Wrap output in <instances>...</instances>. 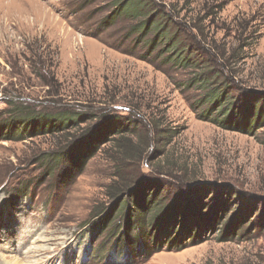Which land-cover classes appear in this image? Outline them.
Returning a JSON list of instances; mask_svg holds the SVG:
<instances>
[{
	"label": "rangeland",
	"instance_id": "374dc122",
	"mask_svg": "<svg viewBox=\"0 0 264 264\" xmlns=\"http://www.w3.org/2000/svg\"><path fill=\"white\" fill-rule=\"evenodd\" d=\"M150 1L161 23L173 21L167 35L175 31L177 42L202 50L196 54H212L237 97L264 94V0ZM122 4L0 0V122L13 119L14 107L76 110L101 115L92 127L114 115L136 119L145 134L158 123L170 140L151 141L133 166L115 161L118 150L109 144L91 153L86 142L70 165L45 158L67 143L69 131L6 137V126L0 264H264V124L244 133L218 125V111L204 117L207 89L195 69L174 62L172 49L162 51L167 37L144 32L146 16L119 13ZM81 152L90 153L81 159ZM137 168L150 189L161 180L168 201L178 197L194 212L208 211L210 224L201 220L199 231L173 243L167 235L155 241L154 232L144 253L111 249L136 206L129 200L120 207L107 191L116 172L135 177ZM106 212L107 225L100 224Z\"/></svg>",
	"mask_w": 264,
	"mask_h": 264
},
{
	"label": "trees",
	"instance_id": "16d2710c",
	"mask_svg": "<svg viewBox=\"0 0 264 264\" xmlns=\"http://www.w3.org/2000/svg\"><path fill=\"white\" fill-rule=\"evenodd\" d=\"M142 1L144 4L141 3ZM130 3L132 6H127ZM152 8H154V4L150 0H124V4L119 8V13L123 12L127 16H146L147 20H142L140 23L143 31L148 32L155 28L158 35H161L158 37H167L162 51L166 52L172 49L171 55H173L172 59L174 62H178L177 64H180L181 67L195 69V75H197L195 78L196 81H200V85L205 90L207 89L202 99L208 105L202 110L204 117H209L211 113L218 111L217 115L219 117L214 118L218 125L225 129L237 130L244 133L252 132L257 127L263 125L264 94L259 92H246L242 97H237L235 95L236 92H234L235 90L229 85L230 80L227 79V76L221 74L220 69L214 67L212 54H210V57L208 54L205 57L196 54L199 51L202 53V50H199L200 48L197 47L186 46L188 42L185 40L183 42H177L178 36L175 31L173 34L167 35L168 25H171L173 21L169 17L161 23L159 21L161 11L159 12L155 8L153 11H150ZM164 17L165 14H163L162 18ZM194 49L197 52H194ZM13 112H15V116L12 117L13 119H2L0 122L2 125L0 131L3 132L6 126L9 127L4 133L6 137L10 135L12 137L14 135L22 138L34 134L65 133L69 131L67 132L69 133L67 143L59 148V151L49 154L51 155L50 157L49 155L46 156L47 162L53 161L57 163V161L65 159L72 165L74 162H71L70 156L78 153V149L88 142L92 143L90 147L91 153L97 151L100 145L109 144L111 148L118 150L114 158L115 161H119L121 166L122 163L123 166L129 164L133 166V162L137 163L140 161L142 152L151 141L156 140L158 141V145L162 146L166 141V143L170 141L169 138H166L168 133L163 131L158 123L151 125L149 133L147 132L145 134L138 130L140 122L132 117L123 118L114 115L108 117L109 122H107V119H104L103 121L96 122V126L92 127L93 120L100 119L101 116L94 112L62 109L52 113L30 106H22L21 108L14 107ZM13 122H16V124ZM82 124H86V128L82 129L80 126ZM82 130L84 131L82 132ZM133 143H136V147L132 145ZM90 152L86 154L81 152L80 158L83 159ZM118 153L120 157H118ZM82 162H76V164L80 165ZM121 166L118 167L117 171L122 169ZM46 168L50 170L48 166ZM113 181V187L110 188V192L109 190L107 191L108 196L115 197L116 201L120 203V207L126 203L128 204L129 200L131 202L130 204L136 206H129V208L131 207V217L128 216L127 220L124 221L129 223L126 225V231L119 233L117 231L120 228L119 224L110 232L113 235L119 233L118 238L113 241V245L111 246V249L114 251H118L120 248L119 253H124L129 248L130 250H140L144 253L146 252V248L142 246L145 245L148 239L152 240V234L154 232L155 241L167 235L166 239L172 242L173 239H180L179 235H190L191 231H193V234L195 231H199L196 227L200 228L198 225L202 224L201 220L205 221L203 225L210 224L209 219L204 218L208 211L202 210V215L201 213L194 212L195 207L193 208L191 204L185 205L178 197H169L168 201L166 192H163L166 189L160 186L161 180L154 181L158 182V184L155 183V187H159V190H156V188L150 189V184H146L151 182V180L143 179L138 168L135 177L134 175L126 177L122 173L119 174L116 172V179ZM193 201H195V198ZM136 210L139 211L137 212L138 214H136ZM149 212L152 213L150 218L149 216L146 217ZM106 213L104 215L102 214L103 218L101 216L99 219L100 224H106L105 221L108 217V213ZM132 230L134 232L131 233ZM174 230L177 231L176 236L174 235L175 237L172 235ZM146 231H148L147 235H145ZM145 236H147V239Z\"/></svg>",
	"mask_w": 264,
	"mask_h": 264
},
{
	"label": "bare ground",
	"instance_id": "6f19581e",
	"mask_svg": "<svg viewBox=\"0 0 264 264\" xmlns=\"http://www.w3.org/2000/svg\"><path fill=\"white\" fill-rule=\"evenodd\" d=\"M15 235V234H14ZM23 238V237H22ZM21 239V238H20ZM17 244L19 245V246H21V243L20 242H17ZM24 246V245H23ZM16 248V247H15ZM18 249V248H17ZM20 250V249H19ZM14 253V252H13Z\"/></svg>",
	"mask_w": 264,
	"mask_h": 264
}]
</instances>
